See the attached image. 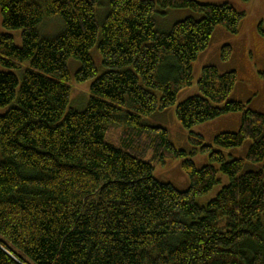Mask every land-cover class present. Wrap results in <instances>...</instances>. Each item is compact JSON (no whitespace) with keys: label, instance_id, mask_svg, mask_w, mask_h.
<instances>
[{"label":"trees","instance_id":"obj_1","mask_svg":"<svg viewBox=\"0 0 264 264\" xmlns=\"http://www.w3.org/2000/svg\"><path fill=\"white\" fill-rule=\"evenodd\" d=\"M171 9L199 16L159 29ZM0 13L21 31V45L0 33V264H264V114L230 99L236 71L205 65L199 94L175 108L186 130L239 113L236 131L212 144L190 131L187 151L143 122L175 104L216 27L237 34L244 12L198 0H0ZM46 17L60 19L56 35L41 34ZM70 58L78 82L92 79L81 110H67ZM197 153L208 163L196 167ZM169 156L182 159L187 189L155 178L153 163Z\"/></svg>","mask_w":264,"mask_h":264},{"label":"rangeland","instance_id":"obj_2","mask_svg":"<svg viewBox=\"0 0 264 264\" xmlns=\"http://www.w3.org/2000/svg\"><path fill=\"white\" fill-rule=\"evenodd\" d=\"M200 3H231L238 11L244 12V18L240 24V30L237 34L231 35L222 27H216L212 34L211 41L207 49L202 52L193 64V80L192 84L180 91L176 97L174 105L170 106L164 112L155 113L150 117L144 118L143 122L149 126H161L167 129L168 138L176 149L191 150L188 143V133L190 131L199 133L203 136L205 143L212 144L215 134L222 131H236L240 125V114L232 113L220 116L214 120H210L203 124L194 126L191 130L184 129L175 114L177 104L186 98L199 94L197 81L200 72L205 65H215L220 72L233 69L236 71L237 81L230 95V99H236L253 110H257L264 114V0H198ZM108 5L106 1L97 7L96 18L102 22L107 14ZM190 10L171 9L165 15H157L158 28L168 30L175 22L182 20L188 16H192ZM197 17L198 14H195ZM63 28L58 17H46L41 25L40 32L45 36L56 35ZM11 33L17 44L21 45V31H7L2 27V18L0 13V33ZM229 41L232 54L227 62L220 59V49L225 42ZM90 55L94 64L99 71L102 70V57L97 49V45L92 47ZM70 75L71 91L67 110H81L85 108L92 79L78 82L75 79V73L80 67V61L70 58L67 61ZM1 69V67H0ZM8 107L0 108V114L6 112ZM119 136V130L108 131V138L116 140ZM250 141L247 140L238 151L239 157H244V150L247 151ZM243 151V153H242ZM242 154V155H241ZM0 154V159H1ZM149 157H147L148 159ZM196 167L208 163L207 154L197 153L193 158ZM182 159L177 157H167L163 162H155L154 176L161 182L170 183L179 190H185L189 186L188 177L181 166ZM252 169L254 165L250 164ZM257 168V166H256ZM218 188H214L209 194L199 197L198 202L206 201L213 197Z\"/></svg>","mask_w":264,"mask_h":264}]
</instances>
